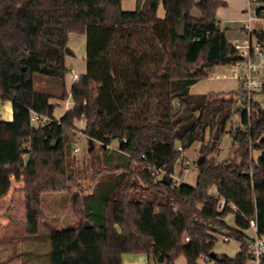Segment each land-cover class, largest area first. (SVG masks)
Listing matches in <instances>:
<instances>
[{
	"label": "trees",
	"instance_id": "1",
	"mask_svg": "<svg viewBox=\"0 0 264 264\" xmlns=\"http://www.w3.org/2000/svg\"><path fill=\"white\" fill-rule=\"evenodd\" d=\"M259 2L264 9V0ZM120 3L0 0V101L10 100L12 108L11 120L0 119V197L12 178L24 182L26 232L36 234L44 216L42 195L63 192L73 182L67 170L71 132L74 121L83 118L82 133L100 142L98 154L90 145L93 165L100 164L95 177L105 175L73 196L79 223L49 231L47 264H123L125 253L154 261L162 256L164 264H175L180 255L186 264H202V254L214 264H248L251 218L264 237V108L251 98L249 110L237 107L241 88L190 92L212 67L241 58L214 23L226 2L136 0L133 10ZM159 3L163 16L157 15ZM193 6L199 17L190 13ZM180 21L183 36L177 34ZM69 33L84 34L86 42V70L70 92L65 85ZM252 35L264 48V29L255 28ZM69 94L72 107L55 118L49 99ZM32 111L48 117L45 125L30 122ZM233 114L240 119L233 130L234 154L216 161L210 154ZM113 139L117 148L107 149ZM195 141L205 156L197 163L195 184H175L174 165ZM253 151L261 152L257 160ZM218 196L226 200L222 210ZM218 234L239 241L234 256L216 253L211 259Z\"/></svg>",
	"mask_w": 264,
	"mask_h": 264
},
{
	"label": "rangeland",
	"instance_id": "2",
	"mask_svg": "<svg viewBox=\"0 0 264 264\" xmlns=\"http://www.w3.org/2000/svg\"><path fill=\"white\" fill-rule=\"evenodd\" d=\"M69 39L70 44L68 46L72 49L73 55H67V59H69L68 70L66 72L67 89L71 86L68 76L73 72H78V70L82 71L83 69L84 64L82 65L83 61L81 57L85 54L86 47V42H84V39L82 40L80 34H72ZM74 39H76L77 43L73 41ZM74 61H77V66L74 64ZM209 71V82L208 80H204L205 83L202 82L206 84V87H203L204 90H214V92L219 91L228 93L230 91L227 90L238 88L236 79L233 78L232 65H218L214 68V70L211 68ZM36 86L39 88H45L47 83L37 82ZM251 99L254 102H258L260 106L264 108V92L260 90V88H257L252 92ZM4 103L6 108L9 107L8 109L11 110V101L6 100ZM54 107L55 117L60 118L65 112L64 101L59 100L54 102ZM77 121L79 120L74 121L75 126L71 132L73 142L68 154L67 162V170L72 173L73 182L68 189L63 192H49L48 194L42 195L39 205L44 216L41 220H39V228L36 234L29 236L26 232L25 205L24 197H22V194L25 196L24 190L22 189L24 182L22 180H15L12 178L9 191L4 196L0 197V261L7 257L8 260L6 264H27L29 258L36 256L39 264H47L49 258V231L53 229H66V227L76 226L79 223V216L75 211V204H73V196L81 195L82 193L92 189L95 182L104 177L105 173L102 172L95 177L96 168L94 167H100V164L96 163V165H93L94 154L91 151L90 145L92 144L91 146H93L95 154H98L100 151V142H94L88 139L85 134L82 133L83 128H80L79 125L76 124ZM238 124H240V119L237 114H233L226 124L225 133L221 135L222 137L220 139L218 149L210 154V156H213L216 161H222L225 160V158L233 156L234 149L236 147L233 138V130ZM117 144V140L113 139L106 148L116 149ZM75 146L78 149L77 151H74L73 149ZM200 146L201 142L195 141L190 147L182 150L181 156L177 159L174 165L175 171L172 177L175 184L184 182L194 186L198 173L197 160L200 156H202L199 152ZM260 154V151H253V158L257 160ZM155 175L161 176L163 175V172L155 170ZM93 193L94 197L92 199L95 200L97 191L95 190ZM96 207L97 205L94 206L95 209ZM226 216L228 223L233 224V214L227 213ZM248 232L250 234H254L250 228L248 229ZM26 244L29 245L28 248H26ZM21 248L22 250L24 249L26 253L29 252L33 255H30L29 257L26 254H19V249ZM213 249H215L218 253L234 256L239 250V241L233 238L228 241H224L223 236L218 234ZM133 257L147 256L144 254H125L123 257L124 264H136V261L131 259ZM199 262L202 264H214L210 261H204L201 258L199 259ZM139 264H142V262ZM150 264L164 263L154 261L152 259Z\"/></svg>",
	"mask_w": 264,
	"mask_h": 264
},
{
	"label": "built area",
	"instance_id": "3",
	"mask_svg": "<svg viewBox=\"0 0 264 264\" xmlns=\"http://www.w3.org/2000/svg\"><path fill=\"white\" fill-rule=\"evenodd\" d=\"M248 5L254 8V14L247 12L245 18L244 27L247 32V41L243 43H234V47L238 50L241 55L239 61L233 65V71L236 77L239 79V87H241L240 95L236 96L235 103L240 108L250 109V98L251 94L257 88H261L264 83V48L259 40L252 39V32L254 28V21L259 27L264 29V9H259V0H248ZM216 24L219 22L215 20ZM74 80L76 81L79 74H73ZM48 117L40 114L37 111H32L30 115V122L35 125H45ZM108 146V145H106ZM74 151H77L75 146ZM158 176V175H157ZM158 177H161L160 175ZM215 194V193H214ZM218 210H222L226 205V200L222 196H218ZM232 208H236L234 203H230ZM249 228L255 233L249 248L251 251V258L248 264H261V259L264 256V238L259 237L256 232V219L251 218L249 220ZM188 239V237H186ZM231 239L229 236H223L224 241ZM200 258L204 261H208L209 257L202 254Z\"/></svg>",
	"mask_w": 264,
	"mask_h": 264
},
{
	"label": "crops",
	"instance_id": "4",
	"mask_svg": "<svg viewBox=\"0 0 264 264\" xmlns=\"http://www.w3.org/2000/svg\"><path fill=\"white\" fill-rule=\"evenodd\" d=\"M225 2H226L225 6H222V7L217 9V11H216V20L219 22L220 28L221 29L223 28L225 37L230 42H232L233 44L234 43H243V42L247 41V39H248L247 38V32H246L245 27H244L245 18L247 16V12L249 10H250L251 14H254V8H253V6L250 7L248 5V0H225ZM135 5H136V0H121V3H120L121 8L124 9V10L125 9L133 10V9H135ZM157 8H158L157 9V15L158 16H163L164 15V8L162 7L161 3L158 4ZM196 8L197 7L193 6L191 11H190V13L193 16H195V17H199L201 15V13H200L198 8H197V10H198V12H197ZM255 28H261V27H259V25L256 24V22L254 21L253 31L255 30ZM72 34H75V33H69L68 42H69V40H70L69 38H70V36ZM77 34H80V33H77ZM80 35L82 37V40L84 39V42H85V35L84 34H80ZM252 39L255 40V38L253 36H252ZM77 40H79V39H77ZM80 40H81V38H80ZM73 41H75V43H77L76 39H74ZM69 44H70V42L68 43V45ZM67 55L68 54L65 55V59H66V65L68 67L69 59H67ZM72 55H73V53H72ZM81 58H82V61H83L82 65L84 64L82 71L78 70V72H73L71 75L68 76L69 79H70L71 85L75 81L73 74L81 75L86 70L85 54ZM74 64L76 65L77 61H74ZM217 66L218 65L212 67L213 70ZM232 71H233V65H232ZM209 73H210V71H209ZM209 73H208L207 78L200 79V80L194 82L193 84H191L190 92H193V93H206L208 91H214V90H204V88H203L204 86L206 87V84H204L205 81H207L208 79L210 80ZM233 78L236 79L238 88H233V89L227 90V91H235V90H238L240 88L239 87L240 86L239 85L240 81L236 77V75L234 74V71H233ZM66 79H67V75L65 73V85H66ZM209 80H208V82H209ZM202 82H204V83H202ZM70 87H69V89H70ZM69 89L66 88L67 91H69ZM217 92H219V91H217ZM59 100L60 101H62V100L64 101L65 111L67 109L71 108L72 105H73V100H72L70 94H69V96L67 98L62 99V100L61 99H57V98H50L49 102L54 104V102H57ZM8 108H6V105H5L4 102L3 103L0 102V119H4V120H11L12 119V108H11V105H10L11 110L8 109ZM54 110H55V108H54ZM53 116L55 117L54 111H53ZM76 124L79 125L80 128H84L85 127V121L83 119H79V121H77ZM11 183H12V180H11ZM22 197H24L23 194H22ZM250 235H252V237H254L255 233L254 234H250ZM7 236H9V235H7ZM28 246L29 245L26 244V248H28ZM214 251L216 253H218L215 249H214ZM19 254H26L29 257H30V255H33L32 253H29V252L26 253L24 249L22 250V248L19 249ZM125 254H127V253H125ZM125 254H123V257H124ZM132 254H134V253H132ZM220 254H223V253H220ZM146 256L147 257H133L131 259L135 260L136 264H139L141 262H142V264H150L152 262L153 258L151 256H149V255H146ZM123 257H122V259H123V264H124V258ZM131 259H130V261H131ZM7 260H8V258L5 257L4 260L0 261V264H6ZM27 264H39V261H38L36 256H32V258L28 259ZM175 264H186L185 258L182 255H180L179 258H177L175 260Z\"/></svg>",
	"mask_w": 264,
	"mask_h": 264
},
{
	"label": "water",
	"instance_id": "5",
	"mask_svg": "<svg viewBox=\"0 0 264 264\" xmlns=\"http://www.w3.org/2000/svg\"><path fill=\"white\" fill-rule=\"evenodd\" d=\"M184 28H185V25H184V23H183V21H180V24H179V26H178V28H177V34L179 35V36H183L184 35ZM65 52L67 53V54H72L73 52H72V50H71V48L67 45L66 47H65ZM200 66H197V67H195V68H193V69H191L190 70V72H193V71H195L197 68H199ZM54 144H55V141H53V143H52V146H54ZM92 145V144H91ZM205 159V156H200L199 157V159L197 160V163H200L202 160H204ZM161 179H162V181H164L165 183H168L169 181H170V178L168 177V175L167 174H163L162 176H161ZM210 257H211V259L213 258H216V252L214 251V250H212V252L210 253ZM158 260L159 261H161L162 260V256H159V258H158Z\"/></svg>",
	"mask_w": 264,
	"mask_h": 264
}]
</instances>
